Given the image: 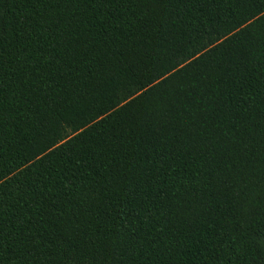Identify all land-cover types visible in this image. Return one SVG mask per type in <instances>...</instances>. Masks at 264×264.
Wrapping results in <instances>:
<instances>
[{"label": "trees", "instance_id": "trees-1", "mask_svg": "<svg viewBox=\"0 0 264 264\" xmlns=\"http://www.w3.org/2000/svg\"><path fill=\"white\" fill-rule=\"evenodd\" d=\"M0 264H264V0H0Z\"/></svg>", "mask_w": 264, "mask_h": 264}, {"label": "snow or ice", "instance_id": "snow-or-ice-1", "mask_svg": "<svg viewBox=\"0 0 264 264\" xmlns=\"http://www.w3.org/2000/svg\"><path fill=\"white\" fill-rule=\"evenodd\" d=\"M68 2H71V0H68ZM117 179H122V177H117ZM49 189H44V191H48ZM38 207H40L41 205L37 204ZM43 219V217H41V220ZM124 227V224H121V228Z\"/></svg>", "mask_w": 264, "mask_h": 264}]
</instances>
